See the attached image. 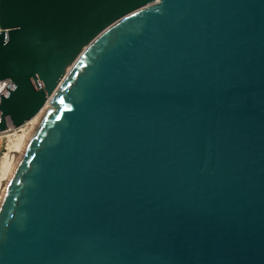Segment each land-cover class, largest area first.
<instances>
[{"label":"water","instance_id":"obj_1","mask_svg":"<svg viewBox=\"0 0 264 264\" xmlns=\"http://www.w3.org/2000/svg\"><path fill=\"white\" fill-rule=\"evenodd\" d=\"M5 79L0 264H264V0H0Z\"/></svg>","mask_w":264,"mask_h":264},{"label":"bare ground","instance_id":"obj_2","mask_svg":"<svg viewBox=\"0 0 264 264\" xmlns=\"http://www.w3.org/2000/svg\"><path fill=\"white\" fill-rule=\"evenodd\" d=\"M46 107H44L34 118L30 120V129L27 134L22 135L18 137L13 145L11 146L9 153L7 154L6 158L3 160L1 166H0V197L2 198V195L4 194L8 183L10 182V179L13 176L15 167L17 165L20 153L22 151V148L24 146V143L28 137V134L30 130L32 129V125L34 122V119L36 120L35 124L39 120L40 116L42 115L43 111ZM27 136V137H26ZM26 138V139H25ZM0 198V200H1Z\"/></svg>","mask_w":264,"mask_h":264},{"label":"built area","instance_id":"obj_3","mask_svg":"<svg viewBox=\"0 0 264 264\" xmlns=\"http://www.w3.org/2000/svg\"><path fill=\"white\" fill-rule=\"evenodd\" d=\"M10 83L9 80H0V95ZM30 129V121L25 122L23 125L13 128V126L7 121V129L0 131V166L3 160L6 158L9 150L15 140L28 133Z\"/></svg>","mask_w":264,"mask_h":264},{"label":"rangeland","instance_id":"obj_4","mask_svg":"<svg viewBox=\"0 0 264 264\" xmlns=\"http://www.w3.org/2000/svg\"><path fill=\"white\" fill-rule=\"evenodd\" d=\"M35 122H36V120L34 119V122H33V125L32 126H34L35 125ZM29 135V134H28ZM27 137V136H26ZM26 139V138H25ZM1 198V197H0Z\"/></svg>","mask_w":264,"mask_h":264}]
</instances>
